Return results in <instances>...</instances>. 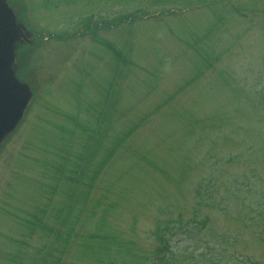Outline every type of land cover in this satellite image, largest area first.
Listing matches in <instances>:
<instances>
[{
    "label": "rangeland",
    "instance_id": "obj_1",
    "mask_svg": "<svg viewBox=\"0 0 264 264\" xmlns=\"http://www.w3.org/2000/svg\"><path fill=\"white\" fill-rule=\"evenodd\" d=\"M14 1L0 264H149L168 220L173 264H264V0Z\"/></svg>",
    "mask_w": 264,
    "mask_h": 264
},
{
    "label": "water",
    "instance_id": "obj_2",
    "mask_svg": "<svg viewBox=\"0 0 264 264\" xmlns=\"http://www.w3.org/2000/svg\"><path fill=\"white\" fill-rule=\"evenodd\" d=\"M30 36L17 8L0 0V143L11 133L32 95L16 72L18 55L30 46Z\"/></svg>",
    "mask_w": 264,
    "mask_h": 264
},
{
    "label": "trees",
    "instance_id": "obj_3",
    "mask_svg": "<svg viewBox=\"0 0 264 264\" xmlns=\"http://www.w3.org/2000/svg\"><path fill=\"white\" fill-rule=\"evenodd\" d=\"M230 159V158H229ZM212 181L211 178L203 179L200 181L199 189H201L202 186H204V189L208 187V184ZM237 183V182H236ZM239 184L237 185L238 190ZM202 189L199 192V195H203ZM260 199H258L257 202H259ZM261 203V202H260ZM258 209L253 211L254 216H260L264 214V205L257 204ZM252 215V214H251ZM250 218V217H249ZM175 224V226H174ZM204 225L203 221H195V222H188V223H181L179 220L177 222H170L169 220L165 223H159V225L155 228L154 235L156 237L157 246L152 252L153 259L149 261V264H173L175 262V259L173 257V253L170 246V240H172L174 235H180L187 236L190 234V236H193L200 228H202ZM175 229V231H173ZM209 251L214 252L213 247H207ZM214 249V250H213ZM216 251V250H215ZM202 254V253H199ZM252 262V261H251Z\"/></svg>",
    "mask_w": 264,
    "mask_h": 264
},
{
    "label": "flooded vegetation",
    "instance_id": "obj_4",
    "mask_svg": "<svg viewBox=\"0 0 264 264\" xmlns=\"http://www.w3.org/2000/svg\"><path fill=\"white\" fill-rule=\"evenodd\" d=\"M7 3H8L9 5H17V3H15L14 1L12 2V0H7Z\"/></svg>",
    "mask_w": 264,
    "mask_h": 264
}]
</instances>
